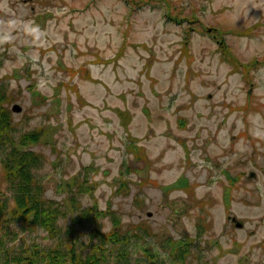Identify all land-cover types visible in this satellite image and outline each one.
Wrapping results in <instances>:
<instances>
[{
    "label": "rangeland",
    "instance_id": "rangeland-1",
    "mask_svg": "<svg viewBox=\"0 0 264 264\" xmlns=\"http://www.w3.org/2000/svg\"><path fill=\"white\" fill-rule=\"evenodd\" d=\"M0 82L15 133L43 130L60 241L98 264H179V244L264 264V0H0ZM12 230L10 255L57 243Z\"/></svg>",
    "mask_w": 264,
    "mask_h": 264
},
{
    "label": "trees",
    "instance_id": "trees-1",
    "mask_svg": "<svg viewBox=\"0 0 264 264\" xmlns=\"http://www.w3.org/2000/svg\"><path fill=\"white\" fill-rule=\"evenodd\" d=\"M98 59L97 62L108 63L114 58ZM9 100L7 87L0 82V153L7 184V187L0 188V264H98L99 256L92 253L81 255L75 250V238L69 237L66 241H60L58 221L66 214V210L58 202L45 197L43 185L37 176V169L43 159L40 153L29 148L42 139L43 130L16 134L12 111L7 105ZM118 111L123 115V111ZM122 118L125 121L126 116ZM35 228L45 230L50 237L57 240L56 245L43 247L38 242H31L30 246L22 247L23 242L19 237L22 238L25 231ZM10 229L20 239V248L12 255L7 252L8 245L3 236ZM101 235L107 239H119L114 229ZM189 250V246L179 244L171 252V257L179 264H185L184 259ZM149 264L159 263L152 258Z\"/></svg>",
    "mask_w": 264,
    "mask_h": 264
},
{
    "label": "flooded vegetation",
    "instance_id": "flooded-vegetation-1",
    "mask_svg": "<svg viewBox=\"0 0 264 264\" xmlns=\"http://www.w3.org/2000/svg\"><path fill=\"white\" fill-rule=\"evenodd\" d=\"M227 177H229V179H230L231 182L238 180V175L229 176L228 173H227V175H223V178L224 179L227 178ZM200 203H202V202H200ZM227 217H228L229 222L231 221V223H233L238 228H241L242 227V225H243L242 222L238 221V219L236 218V216L231 215V214H227Z\"/></svg>",
    "mask_w": 264,
    "mask_h": 264
},
{
    "label": "water",
    "instance_id": "water-1",
    "mask_svg": "<svg viewBox=\"0 0 264 264\" xmlns=\"http://www.w3.org/2000/svg\"><path fill=\"white\" fill-rule=\"evenodd\" d=\"M11 108H12V110H14V111H19L20 109H21V107H20V105H18V104H13L12 106H11Z\"/></svg>",
    "mask_w": 264,
    "mask_h": 264
}]
</instances>
